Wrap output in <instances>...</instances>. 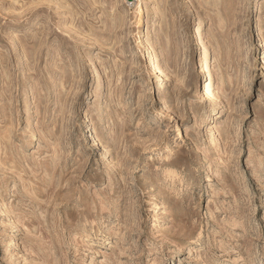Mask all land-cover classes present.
<instances>
[{"label": "rangeland", "instance_id": "rangeland-1", "mask_svg": "<svg viewBox=\"0 0 264 264\" xmlns=\"http://www.w3.org/2000/svg\"><path fill=\"white\" fill-rule=\"evenodd\" d=\"M137 2L0 0V264H264V0Z\"/></svg>", "mask_w": 264, "mask_h": 264}, {"label": "bare ground", "instance_id": "bare-ground-1", "mask_svg": "<svg viewBox=\"0 0 264 264\" xmlns=\"http://www.w3.org/2000/svg\"><path fill=\"white\" fill-rule=\"evenodd\" d=\"M141 1L142 0H139V2H137L136 4H138L137 5V9L139 10V11H141L142 10V4H141ZM149 31V30H148ZM146 49L148 50V52L149 53H151L152 54V45H151V43H150V40L149 39H147V43H146ZM210 78H212V75H210ZM32 81V83H31V85H29L31 88L32 87H35L38 83H37V81L35 80V79H33V80H31ZM205 90H207V92H209V84H206L205 85ZM204 90V91H205ZM36 91V90H35ZM35 95L36 96H38L39 95V92H37L36 91V93H35ZM31 108H29V111H28V115H29V113H31L30 110ZM11 235H12V233L10 232V231H8V232H6V237H5V239H4V243L5 244H8L9 243V238L11 237ZM11 241V240H10ZM16 245V244H15ZM8 246V245H7ZM14 257H17V260H14L13 261V263H17L18 262V260H19V254H15V256Z\"/></svg>", "mask_w": 264, "mask_h": 264}]
</instances>
